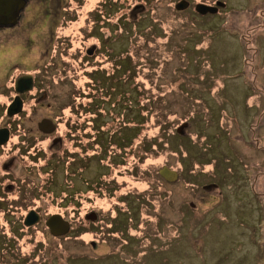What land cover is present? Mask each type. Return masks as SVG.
Wrapping results in <instances>:
<instances>
[{
    "label": "rangeland",
    "instance_id": "obj_1",
    "mask_svg": "<svg viewBox=\"0 0 264 264\" xmlns=\"http://www.w3.org/2000/svg\"><path fill=\"white\" fill-rule=\"evenodd\" d=\"M72 1L64 9L31 0L26 29L0 36V89L20 72L46 89L30 95L0 150L4 159L31 144L40 156L21 173L23 189L0 200V264H264V0H218L226 6L205 14L196 4L217 0H189L184 10L180 0ZM97 66L105 74L94 82ZM120 92L145 104L147 120L127 125L122 156L119 133L111 138L127 123ZM98 99L107 111L99 140L90 114L101 113ZM44 116L59 123L65 150L40 141ZM76 125L90 159L48 160L72 153ZM164 165L179 178L162 177ZM55 166V190L44 188ZM30 209L42 218L26 227ZM50 213L69 220L70 232L54 236Z\"/></svg>",
    "mask_w": 264,
    "mask_h": 264
},
{
    "label": "flooded vegetation",
    "instance_id": "obj_2",
    "mask_svg": "<svg viewBox=\"0 0 264 264\" xmlns=\"http://www.w3.org/2000/svg\"><path fill=\"white\" fill-rule=\"evenodd\" d=\"M26 1H27V3L25 5V7L21 10V12H20V14H19V16L17 18V22L14 25H8V26L1 25L0 26V36L2 34H4V33H8V34L11 35V34H13L12 31L14 29H18V28L19 29H26L25 28L26 26L22 27L21 25L23 24V20L25 18L24 15L26 14V11H27L28 7L30 6L31 0H26ZM73 2L74 1H72V0H71V2H69V0H68L67 3H66L64 0H61V3L63 4V6L65 5L64 9H66V8L69 9L70 8V4L72 5ZM103 2H104V0H103ZM217 2H218V0L216 1L215 4H211V5L215 6L217 4ZM104 4H106V0H105ZM104 4L101 6V9H97V11L99 13L108 12L107 11L108 7H106V5L104 6ZM146 4H147V2H146ZM146 4H142V5L146 8L147 7ZM190 5H191V2L189 4V7H190ZM221 8L222 7L220 6L216 13H218ZM8 49H11V47L8 48ZM95 51H97V49H95ZM95 51H94V54H95ZM26 75H29V76L31 75L33 77V87L31 89H29V90H26V91H23V92H19L17 90V88H16V82H17L18 78H20L21 76H26ZM8 78L10 79L11 82L6 87H8V90H9L8 94H9V92H11L12 95H11L9 101L7 102V104H4V105L1 104L2 106L0 105V114L4 113V118L5 117L7 118L5 121H4V119L2 121H0V136H1L0 140L6 139L7 135H8V137H7V140L4 143L0 144V150L4 149L5 146L9 145L12 142V139H13V136H14V132L16 130V125H14V124H15L16 121H19V119H21L23 117V114H25L27 112L28 108L26 106H27V101H28L30 95L33 98H35V96L38 95L37 97L39 98V97H41V95H42L41 93L43 91L45 92V95H46V89H44V90L39 89L40 87H39V84H38V77L34 73L20 72L17 75L10 74L8 76ZM6 87L5 86L4 87L1 86L0 95L3 94V91L6 89ZM17 96H19L21 98V106H22L21 107V111L17 112V113L14 112V111H18V108H17L18 106H17V104H15L14 107L10 110V111H13L14 114L10 115L9 114V107L14 102V100H15V98ZM38 98H36L37 101H38ZM0 117H2V115ZM45 118H49V119H51L53 121V123L55 125V129L52 132H45V131L40 129V122L43 119H45ZM36 128H38L41 131L42 135H44V137L40 136V137H42L40 141L48 139V142L50 144L59 145L60 148H63L65 150V148L67 146H64V139L59 134V123L55 119H53L50 116H44V117H42V119L40 121H38L36 123ZM6 130H7V134H6ZM31 130H33V129H31ZM72 135H73V137L70 138V140H69L71 142V149L70 150L72 152L71 153L72 156L70 157L71 161H69V165H71L74 162H76L74 160L76 159V156H77V153H78V144H79V141L77 140V132H76V130H72ZM82 141L83 140H81V142ZM86 144H88V143H86ZM18 148L19 149H17V152H15V149L13 150V148H12V150L10 152L11 154H9L8 157L4 158V159L2 158L3 154L0 152V200H4L6 198V194H8L11 191H17L18 189H21V188L23 189L24 182L26 181V177H24V179H21V177H22L21 173L23 171H25V172L27 171L28 172L29 167H30L28 162H34L35 159H39L40 158L39 155H38L39 158L37 156H33L32 157V155L29 153L31 151V149L33 148V145H31V144H27L26 146H21V147L18 146ZM34 151H36V150H34ZM24 152H26V153H24ZM32 153H34V152H32ZM55 153H57V151H55ZM61 153H62V149H61L59 155ZM75 153H76V156H75ZM52 156H54L53 159L59 165L60 161L58 160L59 158H58V156L56 157V155H52L51 154V156H49L48 160H51ZM23 157H25V158H23ZM61 164H62V162H61ZM47 165H49V163ZM80 166H81V169L83 167H85L84 164H80ZM56 168H57V166L54 167V169H51V172H50V169H47L48 170L47 172H49V173H47L48 176H47V178H45L47 180V179H49V177H52L51 180H53V186L55 185V175H54L55 173L53 171H55ZM72 173H75V170ZM0 204H2V203L0 202ZM32 210L37 211L36 209H30L25 214V216L23 217V224L24 225H25L26 216ZM54 214H56V213L48 214L47 219L51 215H54ZM57 214L62 215L61 213H57ZM39 215H40V220H41V218H42L41 214L39 213ZM97 218H98V215H97ZM46 220H45V223H46ZM70 225H71V222H70ZM26 227H31V226H26Z\"/></svg>",
    "mask_w": 264,
    "mask_h": 264
},
{
    "label": "water",
    "instance_id": "obj_3",
    "mask_svg": "<svg viewBox=\"0 0 264 264\" xmlns=\"http://www.w3.org/2000/svg\"><path fill=\"white\" fill-rule=\"evenodd\" d=\"M27 1L26 0H0V26H8L14 25L17 22V18L21 12V10L25 7ZM190 2L188 0H181L176 4V8L179 10H184L189 6ZM226 3L222 1H218L215 6L208 5L205 3H199L196 5V9L205 14L207 12H217L220 6H225ZM91 53V51H90ZM33 87V77L30 75L21 76L18 78L16 82V88L19 92H23L29 90ZM17 104L18 111H14L15 113L21 111V98L17 96L14 102L9 107V114H14L13 111H10L14 105ZM40 129L45 132H52L55 129V125L53 121L49 118H45L40 122ZM7 134V130H6ZM8 137V135H7ZM6 139L0 140V144L4 143ZM1 139V136H0ZM159 173L166 180L173 182L179 178V172L171 167L164 165L159 169ZM88 219L96 220L97 214L95 212L87 215ZM40 220V215L37 211L32 210L28 213L25 219L26 226H32L36 224ZM47 226L50 228L51 233L54 236H63L69 233L71 229V225L69 220L65 219L60 214L51 215L46 220Z\"/></svg>",
    "mask_w": 264,
    "mask_h": 264
},
{
    "label": "trees",
    "instance_id": "obj_4",
    "mask_svg": "<svg viewBox=\"0 0 264 264\" xmlns=\"http://www.w3.org/2000/svg\"><path fill=\"white\" fill-rule=\"evenodd\" d=\"M99 14H101V13H98V15ZM126 65H125V68H128V66L129 65H127V63H125ZM100 66H97L95 69H93V71L90 73V78H92V80L94 81V82H96L97 80H96V77H100L101 79H103L102 78V76L105 74V71H102V72H100L99 70H100ZM102 70V69H101ZM102 76H101V75ZM96 84V83H95ZM94 84V87H96V85ZM118 87H121V82H119L118 84H117V86L115 87V88H113V89H116V88H118ZM99 88V87H98ZM95 89H97V87L95 88ZM100 89V88H99ZM119 89V88H118ZM97 91H98V89H97ZM117 95H120V97H119V99H118V103L119 104H121V103H123L124 104V106H126V107H128L125 111H126V113H127V117H125V119L127 118V121H123V122H127L125 125L124 124H122V122H120V124H119V127H120V125L122 124L123 126H121V130H122V128L123 127H125L124 128V130H122L121 132H113L112 133V135H111V138L112 137H114V136H117L116 134H118L119 133V135H120V137H119V140L117 141V139L116 140H113V142L115 143V144H113L114 146L116 145V144H118L116 147H119V151H120V149L121 150H125L126 148H128L129 146L128 145H126V144H129L130 142H129V140H127V133H126V127H127V125H129V124H133V125H131V126H135L136 128L134 129V130H136L137 129V127L139 126V125H142V124H145L146 123V117H145V104L144 103H142L141 105H140V103L137 105V103H133L130 99H127L126 98V96H127V93L125 94V93H122V92H120L119 94L117 93ZM129 96V95H128ZM109 99H112L113 98V96H111L110 94H109ZM145 97H143V99H144ZM131 101V102H129V105H130V107L128 106V104H127V102L128 101ZM93 104H96V107H97V110L96 111H99V112H101L100 114L99 113H97V112H90V114L92 113V114H94V116H93V119H92V121H93V123H94V125L96 124V126H95V129H96V131H95V133L93 134V135H95L94 137H95V139H97L98 138V140H99V137H100V131H103V130H106V129H104V128H102L103 127V124H104V122H105V119H104V116L107 114V111H106V113L104 114V113H102V111H101V109H105L104 107H103V104H104V101L102 102L101 101V99H98L97 101H95L94 100V103ZM113 104L114 105H116L117 104V102L115 101V102H113ZM102 105V107H99V106H101ZM130 109V110H129ZM93 109H90V111H92ZM120 115L122 114V113H119ZM129 114H131V120L129 121ZM145 117V118H144ZM78 124L80 125L81 123H79L78 122ZM81 127H82V125H80ZM79 127V126H78ZM77 127V125L76 126H74L73 127V129L74 130H76V132L78 131V128ZM94 127V126H93ZM82 131V130H81ZM107 131V130H106ZM82 138V137H81ZM85 137H83L82 139H84ZM82 139H78L77 138V140L79 141V144H78V153H77V156L78 155H80L79 156V158H82L83 160H89L90 159V157H88L87 156V154H88V151L89 150H91L90 148H91V146H90V148H89V145L88 144H86V143H82L81 142V140ZM131 140V139H130ZM98 142V141H97ZM69 146V145H68ZM124 146V147H123ZM67 148V147H66ZM70 148V147H69ZM120 153V155L122 156V154H123V152L122 151H120L119 152ZM72 156V154H70L69 152L68 153H64V152H62L59 156H58V160L60 161V162H65L66 160H68V158H70ZM85 156V157H84ZM82 159H80V160H82ZM56 167V166H55ZM51 178L52 177H49V179H47V180H45V182H44V184H43V187L45 188V187H47V189H51V190H55L54 189V187H53V180H51ZM95 186H97V184L95 183V182H93L92 184H89V187L88 188H90V189H92V187H95ZM35 188H37V186L35 187ZM89 189V190H90ZM78 190V189H77ZM80 190V189H79ZM67 195H70V196H72L73 197V195H74V198H75V195H76V191H74L72 194H69V193H67ZM71 197V198H72Z\"/></svg>",
    "mask_w": 264,
    "mask_h": 264
}]
</instances>
